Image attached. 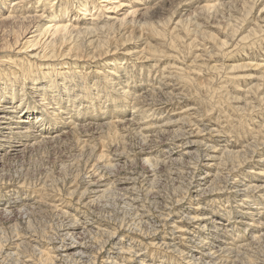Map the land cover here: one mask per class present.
<instances>
[{
	"label": "rangeland",
	"instance_id": "1",
	"mask_svg": "<svg viewBox=\"0 0 264 264\" xmlns=\"http://www.w3.org/2000/svg\"><path fill=\"white\" fill-rule=\"evenodd\" d=\"M81 1L87 4L80 13ZM34 6L37 15L65 10L54 22L94 31L79 40L108 34L107 46L121 44V33L133 34L149 9L159 34L141 28L148 43L142 57H120L121 80L112 97L131 109L117 118L105 110L61 127H37L38 137L24 134L19 130L27 123L13 121L22 114L15 109L19 102L2 101L7 85L0 81V110L10 117L0 118V137L5 132L9 145L20 146L0 159V264H264V0H52ZM15 12L24 18L36 11L20 6ZM110 24L114 34L106 29ZM42 42L19 58L40 51ZM103 63L79 69L90 79L104 72ZM78 89L70 91L71 100L63 97L65 105H77ZM28 100L43 109L37 94ZM202 214L208 228L198 231L195 218ZM69 241L83 250V259L62 257L58 248Z\"/></svg>",
	"mask_w": 264,
	"mask_h": 264
},
{
	"label": "bare ground",
	"instance_id": "2",
	"mask_svg": "<svg viewBox=\"0 0 264 264\" xmlns=\"http://www.w3.org/2000/svg\"><path fill=\"white\" fill-rule=\"evenodd\" d=\"M14 1V2H13ZM52 0H0V63L3 65H6L9 69L5 70L2 66V69L0 70V81L7 85L5 89V96H2V101H5L9 99L12 103L19 102L17 107V112L22 111V114L20 112V116H18L17 119H13V121H16L18 127H21L24 123H27L28 126L21 127L22 130H19L20 132H23L24 134L27 133L30 135V132H35V136L38 137L36 132L37 127L40 128V130H44L45 127H61L60 124L66 123V121H69V119H75L74 121H79L85 118L86 116L96 115L98 113L101 114V112L110 111L111 113H114L113 118L120 117L119 113H122L121 111L130 110L128 108L129 104L124 103H116L115 99L113 98L112 94L113 91H115V86L118 84L117 73H120V67H121V56L123 57H142V51L141 48H144L147 46L148 43L141 40V28H144L145 26L148 27L151 31V33H154L155 35H158L159 33L153 31L154 27H152V22H150L149 19L153 15H155V12L150 10H146L141 15H139V19L132 20L131 23H133L135 20L137 23H139L137 26L135 25V31L133 30V34L131 31H124L121 33L123 42L121 44L115 43L113 47L107 46L109 40H112V38L108 37L106 35H103L101 38H96L95 33L89 34L91 37L90 39L79 40V35H84L88 33L94 32L91 28H85V29H76L75 26H78L77 23L74 26L75 28L68 25L67 22H54L56 19L59 18L58 14H64L66 15L65 10H59L53 11L49 13L48 15H44L45 12L37 15L39 12L37 10V6H34L36 4L42 3L45 6H50ZM54 1V0H53ZM87 1V0H86ZM109 1V0H103V2ZM13 2V3H12ZM57 2V1H56ZM59 3V0H58ZM53 4V3H52ZM57 4V3H56ZM86 4L84 1H81L78 4L79 12L86 10ZM27 5H31L30 8L27 7ZM22 6L26 10L34 9L36 12L32 16L19 18L16 16L15 9ZM41 6V5H40ZM53 7V6H52ZM64 7H66L64 5ZM58 8V7H57ZM10 9V11H8ZM65 9V8H64ZM69 9V8H68ZM43 11V10H42ZM30 12V11H29ZM81 13V12H80ZM135 14V11L133 12ZM180 13V12H179ZM28 14V13H27ZM32 14V13H30ZM29 14V15H30ZM23 15V14H22ZM177 15V14H176ZM67 17V16H66ZM136 18V16H134ZM154 17V16H153ZM69 18V17H68ZM63 19V18H61ZM67 19V18H66ZM70 21V20H69ZM72 21V20H71ZM91 21V20H90ZM76 22V21H75ZM115 23V22H114ZM142 23V24H141ZM74 24V23H71ZM79 28V27H78ZM105 28V27H104ZM124 29L129 28V23L127 24V27H123ZM109 32L114 34L115 25L110 24L106 28ZM176 32V31H175ZM138 33V34H137ZM232 33V32H231ZM148 34V33H147ZM146 36V34H145ZM46 38V39H45ZM143 39V38H142ZM147 39V38H146ZM42 40H44L42 42ZM147 41V40H146ZM41 44L40 51H37L35 53L26 54L25 56L19 58V52H23L29 49H32L38 44ZM148 42V41H147ZM107 46V47H106ZM151 47V46H150ZM120 49L122 50L120 52ZM154 49V47H153ZM121 53V54H119ZM3 54V55H2ZM21 55V54H20ZM145 55V54H144ZM143 55V56H144ZM107 56H111L112 58H107ZM146 56V55H145ZM28 57L29 59H27ZM25 58V59H24ZM148 58V57H147ZM152 58V57H151ZM5 59V60H2ZM33 59V60H32ZM108 59V60H106ZM125 59V58H124ZM135 59V58H134ZM133 59V60H134ZM143 59V58H142ZM127 60V59H126ZM131 60V59H130ZM137 60V59H136ZM145 60V59H144ZM97 61L104 62V72H102L99 75H93L92 78L86 79L84 75L82 74V71L80 68L84 67V65L91 64L93 62L96 63ZM125 61V60H124ZM143 61V60H142ZM150 61V60H149ZM39 62V63H38ZM111 62V63H108ZM126 62V61H125ZM148 63V60H147ZM92 64V65H93ZM102 64V65H103ZM111 64V65H109ZM126 64V63H125ZM165 64V63H164ZM96 65V64H95ZM101 65V66H102ZM140 65V64H139ZM151 65H153L151 63ZM90 66V65H89ZM98 66V65H97ZM130 66V65H129ZM134 66V65H131ZM138 66V65H137ZM146 66V65H144ZM88 67V66H87ZM148 67V66H147ZM163 67V66H162ZM89 68V67H88ZM91 68V67H90ZM95 68V67H93ZM92 68V69H93ZM140 68V67H139ZM144 68V67H143ZM150 68V67H149ZM4 69V70H3ZM46 69V70H44ZM87 69V68H86ZM99 69V68H98ZM163 69V68H162ZM80 70V71H79ZM139 70V69H138ZM146 70V69H145ZM144 70V71H145ZM149 70V69H148ZM8 71V72H5ZM98 71V70H97ZM101 71V70H100ZM122 71V69H121ZM124 71V70H123ZM122 71V72H123ZM131 71V70H129ZM96 72V71H95ZM41 73V81L40 83L36 82V79L38 78L37 75ZM118 73V75H119ZM128 73V72H127ZM140 73V72H139ZM127 75V74H125ZM132 75V74H131ZM165 75V74H164ZM170 75V74H169ZM91 76V75H90ZM120 76V75H119ZM137 76V75H136ZM146 76V75H145ZM178 76V75H177ZM97 77L101 78V81H98ZM129 77V76H128ZM99 78V79H100ZM130 78V77H129ZM128 78V79H129ZM121 80V79H119ZM138 80V79H137ZM39 81V80H38ZM130 81V80H129ZM139 81V80H138ZM9 82V83H8ZM123 82V80H122ZM135 82V80H134ZM141 82V80H140ZM145 82L146 79H145ZM139 83V82H138ZM144 83V82H143ZM74 84V85H73ZM121 84V83H120ZM135 84V83H134ZM3 85V84H1ZM127 85V84H126ZM141 85V84H140ZM146 85V84H145ZM16 86V87H15ZM74 86L79 87L77 94H80V101L77 102V105L74 103V106L70 107V104L65 105L63 97L70 99L72 98L71 90ZM120 86V85H118ZM132 86V85H131ZM4 87V86H2ZM14 87V88H13ZM115 87V88H114ZM135 87V85H134ZM13 88V89H12ZM122 91L125 89V85L121 87ZM140 89V87H139ZM142 89V88H141ZM117 90V88H116ZM130 90V89H129ZM103 91V95H99L100 92ZM121 91V90H120ZM133 92V90H131ZM1 92V91H0ZM4 92V91H3ZM126 92V91H125ZM135 92V91H134ZM140 92V91H138ZM137 92V93H138ZM142 92V91H141ZM116 93V92H115ZM114 93V94H115ZM122 93V92H121ZM128 93V92H127ZM2 94V93H1ZM0 94V95H1ZM37 94L38 99L40 100V104L42 106L40 107L42 110H39L35 106V104L28 100V98L35 96ZM134 94V93H133ZM122 95H126V93H123ZM130 95V93H129ZM128 95V96H129ZM71 96V97H70ZM116 96V94H115ZM127 96V97H128ZM78 97V96H77ZM93 97V98H91ZM129 98V97H128ZM132 98V96H131ZM35 99V98H33ZM37 99V98H36ZM35 99V103H36ZM66 99V100H67ZM123 99V97H122ZM49 100V102L47 101ZM128 100V99H127ZM126 100V101H127ZM38 101V100H37ZM76 101V100H75ZM124 101V100H123ZM130 101V100H129ZM27 103H30V106L26 107ZM127 103V102H126ZM132 103V102H131ZM38 104V103H37ZM36 104V105H37ZM39 104V105H40ZM65 106H64V105ZM133 104V103H132ZM6 105V104H5ZM72 105V104H71ZM131 105V104H130ZM138 105V104H137ZM135 105V106H137ZM140 105V104H139ZM1 106V105H0ZM8 106V105H7ZM6 106V108H7ZM10 106V105H9ZM14 106V105H13ZM130 107V106H129ZM138 107V106H137ZM11 108V107H10ZM13 108V107H12ZM51 109V110H50ZM133 109V108H132ZM4 110V109H3ZM3 110H0V118H6L10 119L8 117L9 115L5 116L3 115ZM9 110V109H8ZM152 110V109H151ZM7 111V110H6ZM9 111H14L13 109H10ZM134 111V110H133ZM148 111V110H147ZM16 112V111H15ZM45 112V113H44ZM109 112V113H110ZM136 112V111H135ZM134 112V114H135ZM139 112V111H138ZM141 112V111H140ZM150 112V111H149ZM11 114V113H10ZM99 114V115H100ZM107 114V113H106ZM141 114V113H139ZM12 115V114H11ZM18 115V114H17ZM124 115V114H123ZM146 115V113H145ZM138 116V115H137ZM141 117V115H140ZM147 117V116H145ZM14 118V117H13ZM16 118V115H15ZM110 118V117H109ZM124 118V117H123ZM138 118V117H137ZM142 119V118H141ZM147 119V118H145ZM5 120V119H4ZM109 120V119H108ZM133 120V119H132ZM137 120V119H135ZM8 122V120H6ZM73 121V120H72ZM88 121V120H87ZM94 121V120H93ZM106 121V120H105ZM117 121V120H115ZM123 121V120H122ZM139 121V118H138ZM144 121V120H142ZM3 122V121H2ZM1 122V123H2ZM89 122V121H88ZM92 122V121H90ZM99 122V121H98ZM111 122V121H110ZM121 122V121H120ZM146 122V121H145ZM9 123V122H8ZM68 123V122H67ZM78 123V122H77ZM75 123V124H77ZM83 123V122H82ZM112 123H114L112 121ZM143 123V122H142ZM71 124V122H69ZM73 126L74 123L72 122ZM97 124V123H96ZM99 124V123H98ZM148 124V123H147ZM156 124V123H155ZM7 125V124H6ZM9 125V124H8ZM16 125V126H17ZM51 125V126H50ZM84 125V124H83ZM10 126V125H9ZM13 127V125H11ZM15 126V128H16ZM64 126V125H63ZM67 126V125H66ZM70 126V125H69ZM72 126V127H73ZM1 127V126H0ZM42 127V128H41ZM77 127V126H76ZM8 128V126H7ZM36 128V129H35ZM141 128V127H140ZM1 129V128H0ZM14 129V128H13ZM17 129V128H16ZM69 129V128H68ZM11 130V129H10ZM65 130V129H64ZM67 130V129H66ZM78 130V129H77ZM7 131V130H6ZM12 131V130H11ZM62 133V130H60ZM71 131V130H70ZM180 132V131H179ZM5 133V132H4ZM2 134L0 137V159L4 155V153L9 152L8 156L12 155V152H18L20 146L10 144V136L6 134ZM17 133V132H15ZM37 133V134H36ZM20 134V133H19ZM54 134V133H53ZM58 134V132L56 133ZM32 135V134H31ZM59 135V134H58ZM82 135V134H81ZM119 135V133H118ZM12 136V135H11ZM20 136V135H19ZM22 136V135H21ZM20 136V137H21ZM41 136V135H40ZM14 137V136H13ZM18 137V136H17ZM34 137V136H33ZM43 137V136H42ZM48 137V135L46 136ZM29 137H26V139ZM41 138V137H40ZM39 138V139H40ZM84 139V138H83ZM36 140V139H35ZM38 140V139H37ZM99 140V139H98ZM33 141V140H32ZM31 141V143H32ZM188 141V140H187ZM13 142V141H12ZM192 142V141H191ZM8 143V145H7ZM23 143V142H22ZM81 143V142H80ZM96 143V142H95ZM21 144V143H19ZM34 144V143H33ZM33 144H31L33 146ZM102 144V143H101ZM188 144V143H187ZM24 145V144H23ZM93 145V144H92ZM185 145V144H184ZM183 145V146H184ZM214 145V144H213ZM26 146H29L28 144ZM216 146V145H215ZM185 147V146H184ZM7 148V151H5ZM22 148V147H21ZM98 148V147H97ZM23 149V148H22ZM21 149V150H22ZM25 149V148H24ZM23 149V150H24ZM37 150V149H36ZM4 151V152H3ZM189 151V150H188ZM227 151V150H226ZM235 151V150H234ZM96 152V151H95ZM205 153V152H204ZM230 153V152H229ZM122 154V153H121ZM211 154V153H210ZM232 154V153H231ZM214 155V154H213ZM7 156V153H6ZM7 156V157H8ZM17 156V155H16ZM95 156V155H94ZM101 156V155H100ZM203 156V155H202ZM206 156V155H205ZM103 157V156H102ZM177 157V156H176ZM4 158V157H2ZM98 159V158H97ZM107 159V158H106ZM147 159V158H146ZM174 159V158H173ZM179 159V158H178ZM180 161V160H179ZM147 162V161H146ZM95 164V163H94ZM153 164V163H152ZM96 165V164H95ZM105 165V164H104ZM97 172V171H96ZM66 173V172H65ZM232 176V175H231ZM262 176V175H261ZM87 177V176H86ZM103 177V176H102ZM212 177V176H211ZM227 178V177H226ZM204 179V178H203ZM229 179V178H228ZM99 181V180H98ZM21 182V181H20ZM97 182V181H96ZM89 183V182H87ZM103 183V182H102ZM101 183V184H102ZM20 184V183H19ZM42 184V183H41ZM98 184V183H97ZM134 184V183H133ZM205 184V183H204ZM231 184V183H230ZM247 184V183H246ZM259 184V183H258ZM27 185V184H26ZM106 185V184H104ZM107 186V185H106ZM249 186V185H248ZM236 187V186H235ZM245 187V186H244ZM257 187V186H256ZM260 187V185H259ZM97 188V187H96ZM95 188V189H96ZM109 188V187H108ZM202 188V187H201ZM227 188V187H226ZM94 189V188H93ZM98 189V190H97ZM96 190H93L92 193L96 195L95 191H100V187ZM207 189V186H206ZM244 189V188H243ZM87 190V189H86ZM103 190H106L104 188ZM101 191L96 198L101 196L105 191ZM197 190V189H196ZM204 191V190H203ZM240 192V191H239ZM259 192V191H258ZM91 193V194H92ZM98 193V192H97ZM201 193V192H200ZM10 194V193H9ZM8 194V195H9ZM196 194V193H195ZM7 195V196H8ZM93 195V194H92ZM243 195V194H242ZM260 195V194H259ZM264 195V194H263ZM16 197V196H15ZM18 197V196H17ZM35 198H38L35 196ZM95 198V199H96ZM261 198V196H260ZM7 199V198H6ZM94 199V197H93ZM18 200V199H17ZM256 200V198H255ZM263 200V199H262ZM14 199L11 201V203H14ZM21 202V201H20ZM263 202V201H260ZM17 203V202H16ZM22 203V202H21ZM255 203V202H254ZM264 203V202H263ZM8 204V203H7ZM6 204V206H7ZM15 204V203H14ZM261 204V203H259ZM19 205V204H18ZM25 205V204H24ZM29 205V203H28ZM33 205V204H32ZM4 206V205H3ZM23 206V204H22ZM34 206V205H33ZM264 206V204L262 205ZM5 207V206H4ZM21 207V206H20ZM30 207V206H29ZM25 208V207H24ZM33 208V207H32ZM255 208V207H254ZM1 209V208H0ZM7 209V208H6ZM17 209V208H15ZM22 208H19V210ZM252 209V208H251ZM257 209V208H256ZM13 210V209H11ZM264 210V209H262ZM9 211V208H8ZM6 210V212H8ZM64 211V210H63ZM226 211V210H225ZM224 211V212H225ZM19 212V211H18ZM248 212V211H247ZM2 213V212H1ZM11 213V212H10ZM13 213V212H12ZM183 213V212H182ZM249 213V212H248ZM252 213V212H251ZM260 213V212H259ZM67 214V213H66ZM220 214V213H219ZM263 214V213H261ZM196 215V214H195ZM207 215V214H206ZM223 215V214H222ZM250 215V213H249ZM253 215V213H252ZM171 216V215H170ZM182 216V215H181ZM198 216V215H197ZM196 216V217H197ZM221 216V215H220ZM227 216V215H226ZM72 217V216H71ZM169 217V216H168ZM167 217V218H168ZM261 217V216H260ZM185 218V217H184ZM190 218V216H189ZM263 218V217H262ZM194 219V218H193ZM214 219V218H213ZM210 220V217H209ZM212 220V217H211ZM77 221V220H76ZM195 221L198 225V231L206 229L205 226L207 225L206 217L200 216L195 218ZM254 221V220H253ZM256 223L257 220L255 219ZM254 221V222H255ZM73 222V221H72ZM71 222V223H72ZM81 222V221H80ZM147 222V221H146ZM259 222V221H258ZM70 223V224H71ZM151 223V222H150ZM161 223V222H160ZM211 223V221H210ZM216 223V222H215ZM243 223V222H242ZM78 222H73L71 230L76 229ZM209 224V223H208ZM218 224V223H217ZM254 224V223H253ZM67 225V224H66ZM220 225V224H218ZM82 226V225H81ZM157 226V225H156ZM209 226V225H208ZM248 226V225H247ZM256 226V225H254ZM253 226V227H254ZM68 227V225H67ZM179 227V226H178ZM181 227V226H180ZM211 227V226H210ZM235 227V226H234ZM219 228V227H217ZM121 229V228H120ZM196 229V228H195ZM220 229V228H219ZM69 230V229H68ZM70 230V231H71ZM217 230V229H216ZM75 231V230H74ZM79 231V230H78ZM82 231V230H81ZM87 231V230H86ZM149 231V230H148ZM225 231V230H223ZM232 231V230H231ZM73 232V231H72ZM76 232V231H75ZM84 232V231H83ZM204 232V231H203ZM202 232V233H203ZM211 232V231H208ZM220 232V231H218ZM217 232V234H218ZM222 232V231H221ZM63 233V231H62ZM153 233V232H152ZM200 233V234H202ZM205 233V232H204ZM212 233V232H211ZM225 233V232H224ZM223 233V234H224ZM229 233V232H228ZM235 233V232H234ZM261 233V231H260ZM70 236V232H67ZM73 234V233H72ZM177 234V233H176ZM207 234V233H206ZM64 235V233L62 234ZM83 235V234H82ZM231 235V234H228ZM73 236V235H72ZM211 236V234H210ZM253 236V235H252ZM63 237V236H62ZM61 237V238H62ZM65 237V236H64ZM63 237V238H64ZM67 237V235H66ZM76 237V236H75ZM172 237V236H171ZM206 237V236H205ZM213 237V236H212ZM217 237V236H216ZM226 237V236H225ZM224 237V238H225ZM235 238V236H233ZM254 237V236H253ZM251 237V238H253ZM259 237V236H258ZM70 238V237H69ZM209 238V237H208ZM231 238V236H230ZM233 238V239H234ZM119 239V238H118ZM211 239V238H210ZM226 239V238H225ZM243 239V238H242ZM254 239V238H253ZM64 240V239H63ZM74 240V239H73ZM197 240V239H196ZM228 240V239H226ZM236 240V239H235ZM75 241V240H74ZM71 242L72 244H68L67 246H62V248H58V251L61 252V255L63 258H69L71 257H77L82 258V249H77V245L73 244L75 242ZM204 241V240H203ZM225 241V240H224ZM234 241V240H233ZM15 242V241H14ZM78 242V241H77ZM210 242V241H209ZM61 243V242H60ZM83 243V242H82ZM113 243V242H112ZM156 243V242H155ZM21 244V243H20ZM55 244V243H54ZM64 244V243H63ZM205 244V243H204ZM203 244V245H204ZM227 244V241H226ZM225 244V245H226ZM235 244V243H234ZM58 245V243H57ZM65 245V244H64ZM83 245V244H82ZM166 245V244H165ZM175 245V244H174ZM208 245V244H207ZM233 245V244H232ZM51 246V245H50ZM158 246V245H157ZM34 247V246H33ZM55 247L56 244H55ZM59 247V246H58ZM197 247V246H196ZM225 247H223V250H225ZM229 247V246H227ZM52 248V247H51ZM83 248V247H81ZM130 248V247H129ZM195 248V247H193ZM218 248V247H217ZM232 248V247H231ZM9 249V248H8ZM55 249V248H54ZM122 249V248H121ZM192 249V248H191ZM197 250V248H195ZM199 249V248H198ZM230 249V247H229ZM234 249V248H233ZM16 250V249H15ZM123 250V249H122ZM219 250V249H218ZM232 250V249H230ZM86 251V250H85ZM120 251V250H119ZM171 251V250H170ZM220 251V250H219ZM218 251V252H219ZM15 252V251H14ZM13 252V253H14ZM54 252V250H53ZM59 252V253H60ZM199 252V251H198ZM208 254L210 253L207 251ZM40 253V252H39ZM42 253V251H41ZM49 253V252H48ZM58 253V252H57ZM56 253V254H57ZM58 253V254H59ZM113 253V252H112ZM189 253V252H188ZM205 253V252H204ZM18 254V253H17ZM55 254V255H56ZM81 254V255H80ZM116 254V253H115ZM114 254V255H115ZM138 254V253H137ZM192 254V253H191ZM200 254V253H199ZM206 254V253H205ZM16 255V254H15ZM50 255V254H49ZM60 255V256H61ZM204 255V254H203ZM41 256V255H40ZM43 256V255H42ZM46 256V255H45ZM57 256V255H56ZM84 256V255H83ZM105 256V255H104ZM103 256V257H104ZM118 256V255H117ZM198 256V255H197ZM207 256V254H206ZM215 256V255H214ZM225 256V255H224ZM232 256V255H231ZM48 257V256H46ZM61 257V258H62ZM85 257V256H84ZM192 257V256H191ZM201 257V256H200ZM210 257V255L208 256ZM207 257V259H208ZM43 258V257H42ZM211 258V257H210ZM40 259V258H39ZM38 259V260H39ZM46 259V258H45ZM54 261V258H52ZM66 259V260H67ZM83 259V258H82ZM111 259V258H110ZM203 259V258H201ZM206 259V258H205ZM62 260V259H60ZM64 260V259H63ZM141 260V259H140ZM237 260V259H236ZM50 261V260H48ZM57 261V260H55ZM83 261V260H82ZM86 261V260H85ZM95 261V259H94ZM121 261V260H120ZM204 262L206 260H203ZM43 262V261H42ZM41 260L39 262L42 263ZM52 262V261H50ZM60 262V261H59ZM63 262V261H62ZM73 262V261H72ZM78 262V261H77ZM76 262V263H77ZM113 262V261H111ZM202 262V261H201ZM29 263V262H27ZM44 263V262H43ZM56 263V262H55ZM64 263V262H63ZM71 263V262H70ZM87 263V262H84ZM90 263V262H89ZM91 263H94L93 260ZM90 263V264H91ZM196 263V262H195ZM208 263V262H206ZM216 263V262H215ZM49 264V262H48ZM61 264V263H59ZM73 264V263H72ZM81 264V263H79ZM114 264V263H113ZM232 264V263H231Z\"/></svg>",
	"mask_w": 264,
	"mask_h": 264
}]
</instances>
